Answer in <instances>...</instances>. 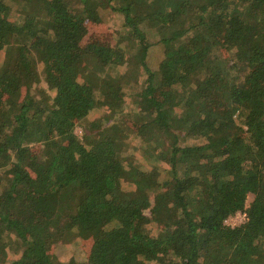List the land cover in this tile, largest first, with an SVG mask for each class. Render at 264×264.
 Masks as SVG:
<instances>
[{"label": "trees", "instance_id": "16d2710c", "mask_svg": "<svg viewBox=\"0 0 264 264\" xmlns=\"http://www.w3.org/2000/svg\"><path fill=\"white\" fill-rule=\"evenodd\" d=\"M0 264H264V0H0Z\"/></svg>", "mask_w": 264, "mask_h": 264}, {"label": "rangeland", "instance_id": "374dc122", "mask_svg": "<svg viewBox=\"0 0 264 264\" xmlns=\"http://www.w3.org/2000/svg\"><path fill=\"white\" fill-rule=\"evenodd\" d=\"M121 18L116 14L115 11H111L110 16L103 20L102 22L92 24L91 31L89 32V40L91 39H97L102 42H115L117 36L121 32L122 29V23ZM132 74V73H130ZM134 76V80L136 79V74H132ZM25 90V89H24ZM23 90V91H24ZM128 106H125V112L131 111L127 108ZM127 108V110H126ZM123 117L122 120H124V123H128L131 127L132 132L136 130L138 126H140V116H137L135 113L131 115H125L122 113L119 114V117ZM82 126H77L76 131L79 135L82 134ZM133 142H136V138H132ZM235 217L232 220H229L227 222L234 224H238L240 221H244L246 219L245 214L240 212L237 213V215H234ZM63 243L62 248L59 250V255L61 259L65 263H72L74 260V246L73 245H64ZM58 248V247H57Z\"/></svg>", "mask_w": 264, "mask_h": 264}, {"label": "built area", "instance_id": "2783aa9c", "mask_svg": "<svg viewBox=\"0 0 264 264\" xmlns=\"http://www.w3.org/2000/svg\"><path fill=\"white\" fill-rule=\"evenodd\" d=\"M237 215V214H236ZM235 216H231L227 219V221L232 220Z\"/></svg>", "mask_w": 264, "mask_h": 264}]
</instances>
